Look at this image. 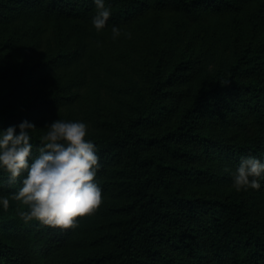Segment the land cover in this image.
<instances>
[{"label":"trees","instance_id":"1","mask_svg":"<svg viewBox=\"0 0 264 264\" xmlns=\"http://www.w3.org/2000/svg\"><path fill=\"white\" fill-rule=\"evenodd\" d=\"M106 3L105 27L168 9L222 20L229 56L191 95L179 89L195 64L186 51L173 71L156 60L116 106H97L95 179L114 201L93 250H75L84 216L68 229L25 222L18 211L27 205L11 195L20 181L8 184L0 171V195L9 198L0 206V264H264V183L236 191L231 180L242 155L264 159V0ZM93 14L92 0H0V129L33 121V155L43 128L69 120L62 109L80 100L75 82L50 75L82 56L74 28L92 26Z\"/></svg>","mask_w":264,"mask_h":264},{"label":"rangeland","instance_id":"2","mask_svg":"<svg viewBox=\"0 0 264 264\" xmlns=\"http://www.w3.org/2000/svg\"><path fill=\"white\" fill-rule=\"evenodd\" d=\"M214 21L194 19L168 9L148 11L135 21L119 26L121 35L116 39L112 37L111 26L99 32L84 24L75 27L85 45L84 53L69 66L50 75L56 82L62 78V84L75 82L72 91L80 100L64 107L63 115L69 120H84L90 128V119L97 106L105 107L109 103L116 106L118 98L128 94L130 81L141 79L145 67L162 59L164 66L173 71L186 51L193 53L195 64L191 72L187 71L188 77L179 89L191 95L201 82L213 79L229 56L225 45L227 26L222 20ZM126 32L132 33L131 38L124 35ZM102 196L99 209L84 215L79 223L77 238L83 235V241L80 249H75L77 252L93 250L89 245L92 237L93 240L99 237L105 229V208L114 201V195L107 191Z\"/></svg>","mask_w":264,"mask_h":264},{"label":"clouds","instance_id":"3","mask_svg":"<svg viewBox=\"0 0 264 264\" xmlns=\"http://www.w3.org/2000/svg\"><path fill=\"white\" fill-rule=\"evenodd\" d=\"M91 24L101 31L112 15L106 0H92ZM113 39L121 28L111 25ZM125 36L131 38L132 33ZM36 124L25 118L18 124L0 129V171L7 174V183L20 186L12 198L27 205L18 215L25 221L36 220L42 226L68 229L78 217L94 213L103 203L102 186L97 177L101 168L98 145L89 138L84 120L55 119L47 124L39 137L38 154L33 155V130ZM19 129V131H17ZM236 191L260 189L264 183V159L242 155L231 172ZM4 184L0 180V186ZM0 206L9 207L7 195H0Z\"/></svg>","mask_w":264,"mask_h":264}]
</instances>
